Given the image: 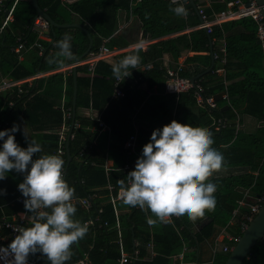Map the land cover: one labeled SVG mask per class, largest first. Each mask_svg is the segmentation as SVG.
Here are the masks:
<instances>
[{
    "label": "trees",
    "instance_id": "obj_1",
    "mask_svg": "<svg viewBox=\"0 0 264 264\" xmlns=\"http://www.w3.org/2000/svg\"><path fill=\"white\" fill-rule=\"evenodd\" d=\"M12 1L4 0V3L9 7ZM115 1L82 0L68 4L61 0H38L40 7L57 23L72 22L76 12L92 21L90 31L95 29L94 33H100L102 36H110L115 27L105 24L106 20L91 19L85 11V6L93 2L90 16L94 9L104 5L114 4L115 9L131 7L133 13L138 15L142 23V39L150 41L145 50H139L140 62L137 68L132 69L131 75L119 83V87L125 93L124 97L111 99L116 78L113 77L111 71L113 63L107 60L97 63L93 78L90 76L77 78L76 119L81 126L73 129L75 137L69 145L72 159L67 164L66 155L64 161L65 180L74 188V199L78 200L94 193L101 196L91 200L92 207L89 210L84 209L79 202L73 199L76 208L74 218L85 223L98 214L100 219L93 225H87V233L72 245V256L65 264H73L86 254L91 264H120L121 254L117 241V230L114 227L113 205L104 195L108 193L106 189L108 181L114 185L115 189L120 187L121 180L126 181L128 172L118 170V168L136 158V154H127L123 148L127 138L137 132L136 150L137 154H141L142 146L149 142L152 130L162 127L173 119L189 128H205L211 124L213 118L226 117L229 120L227 127L221 131H211L214 140L212 147L222 152L224 167L237 168L238 171L227 176L215 175L208 178L217 185L214 193L216 197L214 210H205V214L195 221L189 220L187 217H174L171 221H166L167 226L160 224L149 226L146 223V217L152 216V213L148 209L142 211L138 206L123 204L121 199L116 201V206L120 209L119 217L125 250L133 252L134 240L138 241V247L135 248L139 251L140 259L132 264H181L179 260L174 261L171 256L183 252L184 247L191 250L184 254L183 264H196L194 263L196 250L198 248L204 250L208 246V241L211 242L217 235L219 228L227 225L238 199L242 196V191L250 189L253 194L264 196V164L261 165L259 162V159H264V58L261 46L257 42L256 24L252 18L246 17L233 20L225 25H215L212 33L201 29L197 32L198 41L195 42L191 34L188 33L170 35L183 31L187 26L185 21L187 18H193L198 22L199 15L196 7L204 5L199 3V0H191L185 7L188 10L186 17L177 16L171 11V8L175 7L171 0H117V3ZM230 1L215 0L214 5L205 6V12L212 15L214 12L224 10ZM2 16L1 13L0 20ZM35 17L36 11L31 0H20L17 3L14 20L0 34V76L8 75L14 79H24L40 71L61 67L65 62L63 58H60L63 60L62 63H49V59L56 56L58 52L56 41L61 39L64 34H69L72 37V51L75 57L83 54L87 49L90 39L83 28L60 26L51 31L55 45L42 41L45 47L43 55H39L37 50H33L28 57L20 61L18 54L12 51V47L19 36H22L27 44L37 38V33L31 28ZM234 24H242L247 33L237 39L231 36L225 37L228 26ZM72 29L75 31L71 32ZM222 40L226 43L228 58L226 79L232 80V82L227 86L220 82L207 87L216 79L218 81L220 79L214 72L219 66L218 61H215L216 65L212 71L196 80V84L204 88L202 92L204 97L223 92L226 88L229 99L217 101L219 108L210 109L209 106H199L195 96V87L178 95L165 91L167 79V66L163 61L165 54H170L177 61L188 50L199 51L202 45L206 46L207 51L211 50L210 46L212 45L213 52H217ZM214 42H217L218 45H215ZM95 43L92 50L97 49L100 43L97 36H95ZM116 44L115 40L108 42L109 47ZM52 46L54 49L49 52ZM133 51L135 49L116 55L115 62ZM233 58L241 62V66L236 71H232L231 67ZM212 60L211 52L188 55L184 60L185 66L180 74L191 78L208 68ZM148 63L153 64L152 68L143 69V66ZM77 70L88 73L87 66L78 67ZM67 81L69 105H72L73 75L70 74ZM64 83L62 73L51 75L45 83L42 95L58 100L62 95ZM143 84H147V86L142 87ZM40 86H43V82ZM36 91L33 88L27 93L18 94L16 90L9 100L13 101L16 109H24L28 122L36 130L46 128L45 121L51 122L52 131L43 133L42 137V145L45 149L41 153L35 154L39 156L51 154L57 147V131L54 129L62 121V112L54 102L48 101L35 93ZM33 93L37 96L24 108L23 102L27 95H33ZM3 95L5 94L0 93V124L8 122L7 128H10L12 126L9 114L11 106L5 107L2 111V104L7 98ZM226 101H229L231 106L229 109L223 110V103ZM90 104L101 111L103 120L111 125L110 136L106 132L98 134L97 130H92L93 127H97V122L81 113V108L88 107ZM39 106H43L46 110H38ZM233 110L251 115L261 124L254 132L243 130L236 132L234 121L236 113H233ZM48 114L49 118H47ZM14 135L16 142L21 147H27L29 141L22 133L17 131ZM82 149L84 152L80 155ZM106 157L113 160L114 166V170L108 173L104 168ZM16 174L20 178H16ZM22 180L23 174L15 171L11 176L8 173L5 179L0 180V188L6 189L4 194L0 195V219L2 217L10 219L14 214L26 211L24 204L18 201L21 193L17 185ZM100 208L103 209L102 213H99ZM105 220L109 221L108 227L100 225ZM31 224L32 222L28 227ZM237 234H239V230ZM150 241L153 242V249L157 253L153 257L150 256L147 248V243ZM228 255L229 253H219L211 264H224ZM28 261L27 264H48L46 257L39 252L30 254ZM243 264H264V238L256 244L249 258Z\"/></svg>",
    "mask_w": 264,
    "mask_h": 264
},
{
    "label": "clouds",
    "instance_id": "obj_2",
    "mask_svg": "<svg viewBox=\"0 0 264 264\" xmlns=\"http://www.w3.org/2000/svg\"><path fill=\"white\" fill-rule=\"evenodd\" d=\"M171 11L187 16L184 3L171 0ZM72 37L64 34L56 41L58 52L49 63L74 59ZM135 51L123 56L111 66L113 77L131 75L140 62L143 41L133 45ZM18 126L0 130V180L10 170L23 174L17 185L24 208L32 224L20 230L7 246L0 245V264H27L28 256L39 252L48 264H65L72 256V245L88 231L86 223L75 219L74 188L63 177L64 159L58 154H42L35 140L21 147L14 134ZM214 144L213 134L203 128H189L173 119L152 130L149 142L142 146L134 169L120 181L119 197L123 204L148 209L149 226L172 217L195 221L212 211L216 205L217 185L208 178L224 166V156ZM5 189L0 188V195ZM155 218H152V217Z\"/></svg>",
    "mask_w": 264,
    "mask_h": 264
},
{
    "label": "built area",
    "instance_id": "obj_3",
    "mask_svg": "<svg viewBox=\"0 0 264 264\" xmlns=\"http://www.w3.org/2000/svg\"><path fill=\"white\" fill-rule=\"evenodd\" d=\"M20 0H13L12 4L7 7L4 3V0H0V14L3 16L0 20V34L3 30L8 27V25L14 20V11L16 9V5ZM191 0H177V3H184L186 7ZM206 1V0H199ZM197 13L200 18L199 28L205 29L208 33H212L213 27L215 25H221L226 21L239 20L242 18L250 17L254 20L256 24V36L259 41V44L262 49L263 57H264V16L261 12V6L256 2V0H231L227 3V6L224 10L219 12H214L212 15H208L205 12V5H197L196 7ZM32 30L37 33V38L30 44H27L22 36L17 37L15 41V45L12 47V51L18 54L19 59L24 56V54L31 50L36 49L39 55H43L45 47L44 41H51V25L50 22L44 18L42 15H36L32 22ZM43 41V42H42ZM118 51L110 48L107 43L102 44L98 49L91 50L85 57L81 60H76L73 63L56 69L58 72L69 73L73 69H76L81 66L88 67V75L93 77L95 75V68L99 61L107 60L116 54ZM213 59L218 61L219 66L214 70L215 73L221 74L223 77L226 72V64H227V49L226 43L222 40L221 46L217 52H213ZM153 64L148 63L143 66V69L148 70L152 68ZM185 63L179 62L174 67L167 66V79L165 82V91L167 93H175L180 94L182 92H187L191 88L195 87V96L197 100V104L201 107L209 106L210 109L219 108L217 105V100L214 95L204 97L203 86L195 85L192 83L191 79L180 74L181 70L184 68ZM44 73L38 72L26 79H14L9 76H4L0 79V91L3 90H17L18 94H21L25 91H28L23 88L24 84L28 86L33 85V81L39 79L43 76ZM123 80L116 79L115 81V89L112 95V99H119L125 96L124 91L119 87V83ZM137 82V81H135ZM223 99H229V96L226 92L222 94ZM60 109L62 111V122L57 131V147L52 151L51 154L60 155L64 161L66 160L67 150L66 144L67 142H71L75 134L73 133V129L80 128V122L76 119V115H74L73 106L69 105V102L66 99V89H64V94L60 99ZM87 116L97 122V127H93L92 130H97L98 134L106 132L109 136L111 134L112 128L111 125L105 122L102 118V112L93 109L90 105L88 108ZM235 111V110H234ZM236 113V112H235ZM229 120L226 117H218L213 118L211 124L203 129H207L210 131H221L223 128L227 127ZM8 127V122H4L0 124V130L6 129ZM240 130V125L236 124V132ZM137 132L132 134L124 143V150L127 154H137ZM84 152V149L80 151V155ZM137 158L132 162H127L123 167L118 168V170H123L125 172H129L132 168H134L135 162ZM104 168L106 173L111 170H114L113 160L106 157ZM66 169L64 167L63 177L65 179ZM106 189L108 193L104 195L109 199V202L113 205L114 215L116 219V223L114 227L117 230V241L120 247V264H132L134 261L139 260V251L135 247H138L137 240H134V250L133 252H128L125 250L123 245V235H122V227L120 222V209L116 206V201L120 199L118 193L119 188L115 189L114 185H112L109 181L106 185ZM101 197L99 194L94 193L90 196L74 199V201L79 202L80 205L83 206L86 210L91 209L92 204L91 200ZM24 197L20 195L18 197V201L23 203ZM264 203V196L260 195L258 197L252 196L251 192L247 189L244 190L243 196L238 199L237 205L232 212V220H236L235 224H237V230H239V234L236 235H228L229 241L231 245H224L220 248V238L224 234H226V229L223 232L222 230L214 237V239L210 242V247L213 253H217L222 251L224 253H230L233 246L238 241L242 232L247 228L249 222L254 218V216L258 213L261 206ZM103 209H99V213H102ZM174 217L170 218L168 221H171ZM100 217L97 214L95 217L89 219L85 223L87 225H93L96 221H99ZM32 222V217L30 213L27 211H20L14 214L10 219L6 217H2L0 219V245L7 246L10 241L14 238V236L23 228L28 227V225ZM101 226H109L108 220H105L100 224ZM6 232V233H5ZM147 248L149 250L150 256L153 257L157 253L154 251V244L152 241L147 243ZM187 250L186 247L183 249ZM183 257V252L177 255L171 256V258L176 261L179 258ZM29 262V261H27ZM34 264V263H32ZM73 264H91V261L86 254L83 258L74 262Z\"/></svg>",
    "mask_w": 264,
    "mask_h": 264
},
{
    "label": "crops",
    "instance_id": "obj_4",
    "mask_svg": "<svg viewBox=\"0 0 264 264\" xmlns=\"http://www.w3.org/2000/svg\"><path fill=\"white\" fill-rule=\"evenodd\" d=\"M61 1L65 2V3H68V4H72V3L81 2L82 0H61ZM220 1H222V0H220ZM214 2H215V0L199 1V3H203L207 7H210V6L214 5ZM92 3L93 2H91V3H89V4H87L85 6V11L88 13V16L91 19L97 18V19H100V20H102V19L106 20L107 22L105 24L113 25L115 27V30L110 34V36H102V35H100V33L99 34L94 33L95 29L91 30L92 31L91 32V36H92V39H93V46L96 45L95 36L99 37L100 43L97 46L98 48L104 43H107V45H108V42L110 43L111 41H114V40L117 42L116 45H114L113 47L112 46H110V47L112 49H114L115 51H118V52L116 54H114L112 57H110L109 59H107L108 62L114 63L115 60H116L115 59L116 55H118V54H120L122 52H125L127 50L134 49L133 45L135 43H137L138 41H143V48L142 49L145 50L147 48V46L150 43V41L142 39V23H141L138 15L133 13V10H132L131 7L128 8V9H123V8L115 9L114 4L113 5H111V4L110 5H104L102 7H98L96 9H94L92 14H91V16H90L89 14L91 12L90 11L91 10V6H93ZM115 3H117V0L115 1ZM184 17H186V16H184ZM185 21L187 23L186 28L183 31H181V32L173 33L170 36H176V35H178L180 33H188V34H191V36H192V38H193V40L195 42L198 41L197 32H198V30H201V28H199V23H200L199 16H198V22L195 19H193V18H190V19L187 18V20H185ZM234 21H236V20H234ZM230 22L231 21H226V22H224L221 25H225L226 23H230ZM70 23H77V24H80L82 26L87 25L90 28V25L92 24V21L89 18H84L80 14L75 12L74 15H73V20ZM221 25H219V26H221ZM69 27L77 28L75 26H69ZM79 28H81V27H79ZM90 29H92V28H90ZM51 31H52V29H51ZM74 31H75L74 29L71 30V32H74ZM245 33H247V30L245 29V27L242 24H234L233 26H230V25L228 26V30L225 31V37L231 36V37H234V39H237L238 37H241V36L245 35ZM44 42H50V43L55 45L54 36H52V40L51 41H44ZM257 42H258V39H257ZM89 43H90V40H89ZM214 44L218 45L217 42H214ZM53 46L51 47L49 52L53 51V49H54ZM88 47H89V44H88ZM205 47L206 46L202 45L200 47L199 51H189L188 50L186 53H184V55L179 57V59L177 61H175L170 54H165L164 55V59H163L164 65L170 66V67L173 66V65L175 66L179 62H183L188 55L192 56V55L197 54V53H199V54H207L208 52H211V50L207 51L205 49ZM211 48L213 49L212 45L210 46V49ZM33 50H36V49H31V50L27 51L24 54V56L21 58V60L19 59V57H18V59L20 61H23V59L28 57L30 52H32ZM91 50H92V48H91ZM81 55H78L76 57L74 56V59H72V60H64L65 62L63 63V65L61 67H65V66L73 63ZM227 61H228V58H227ZM215 65H216V62H215ZM240 66H241V62L238 59H236V58L231 59L232 71H236ZM61 67H59V68H61ZM56 69H58V68H56ZM56 69L55 68H51V69H48V70L40 71V72L44 73L43 76L41 78H39V79L34 80L32 86H28L27 84H24L23 88L28 90V91L30 89L35 88V90H37L35 93H38L39 95H41L42 97H44L48 101L54 102L56 107L60 109V99H61L62 95L64 94V89H66V99H67V101L69 102V100H70L69 99V95H68V88L69 87L67 85V83H68L67 79H68L69 75L70 74L73 75V86L71 87L72 88L71 89V100H73L75 87H76V98H77V78H79V77H87L89 75H88L87 72L85 73L84 71H78L77 68L75 69V71L73 69L69 73L68 72L67 73L58 72V71H56ZM57 73H62L63 74L64 82H65L63 84L62 95H61V97L58 100L57 99L48 98L46 95H42L44 93L43 91H44V88H45V83H47L48 77H50L51 75L57 74ZM226 74H227V70L225 72V76L224 77L221 74H218V77H220L219 81L216 79L211 84H208L207 87L217 85L220 82H222L224 85L227 86V84L232 82V80L228 81L226 79ZM2 77H4V76H0V79ZM9 77H11V76H9ZM29 77H31V76H29ZM29 77H27V78H29ZM93 77H91V78H93ZM11 78H13V77H11ZM240 78H242V77H240ZM24 79H26V78H24ZM66 81H67V83H66ZM42 82H43V86H40V84ZM146 86H147V84H143L142 85V87H146ZM28 91H25V93H27ZM15 92H16V90H13V91H9V90L0 91V93H4L5 94L3 96L7 97L6 100H4V102L2 104V111L5 109V107L11 106L9 114H10V119H11L12 125H13V123H15L18 126V132L22 133L29 142H30V140H35L37 143H39L41 145L42 150L45 149V147L42 145V142H43V138L42 137H43V133H45V132L49 133V132L52 131L51 122L45 121L46 128H44L42 130H36L34 127H32L30 125V123L28 122L27 118H26L24 109H21V110L16 109V107L13 104V101H11V99L9 100V98H11L13 96L12 94H14ZM224 92H226L228 94L226 88H225V91H223V93ZM35 93H33V95L32 94L27 95L26 100L23 102V107L24 108L27 106V103L31 102L34 99V97L37 96V95H34ZM221 93L222 92L216 93L214 95L215 98H216V95L221 94ZM222 99L223 98H221V99H217L216 98L217 101H221ZM91 102H92V100H91ZM90 105L93 107L92 104H90ZM227 105H230L229 101H226L225 103H223V107L222 108L227 110L226 109ZM89 106L85 107V108L84 107L81 108L80 111H81V113L83 115L87 116V114H88L87 110H88ZM230 106H229V108H230ZM38 108H39L38 110H42V109L46 110V108H43V106H39ZM93 109H95V108L93 107ZM95 110H97V109H95ZM97 111H99V110H97ZM235 112H236V116L234 118V121H235L236 124L238 123L240 125V130H243V131H246V132H254L258 128V126L261 124L260 122L257 121V119H255L251 115H248V114H245V113H241L238 110H235V111L233 110V113H235ZM47 118H49V114H48ZM47 118H46V120H47ZM60 125H61V123L58 125V127L56 129H54V131H58ZM14 137H15V135H14ZM139 156H140V154H138V156L136 155V158H138ZM259 162H260L261 165H263L264 164V159H259ZM237 171H238L237 168H231L229 166L228 167H224L223 166L220 170L214 172L211 177H213L215 175L227 176V175H229L231 173H237ZM13 172L14 171H12V170L9 171L10 176L13 174ZM16 178H20V176L16 174ZM3 189H5V188H3ZM248 190L250 191V189H248ZM5 191H6V189H5ZM243 191H242V196H243ZM251 194L254 197L260 196V195H255L252 192H251ZM96 222H98V221H96ZM235 222H236V220L233 221L232 220V216H231V219L229 220L227 225H225L224 227L219 228L220 230L216 233V234H218L221 230L224 232L225 229H226V234H224L220 238V243H219L220 248H222L226 244L231 245V242L229 241L228 235H236L237 234L238 230H237V224H235ZM115 223H116V219H115ZM228 229H231L232 231L230 232ZM189 250H191V249H187L185 251L183 250V257L177 259L176 261L179 260L181 262V264H183L184 263V261H183L184 260V254L188 253ZM221 252L222 251H219L217 253H213V251H212V249L210 247V240H209L208 241V246L206 248H204V250H200L199 248L196 250V259H195L194 263H196V264L210 263L211 264L215 260L216 256L219 253H221ZM178 254H180V253H178ZM175 255H177V254H175Z\"/></svg>",
    "mask_w": 264,
    "mask_h": 264
},
{
    "label": "water",
    "instance_id": "obj_5",
    "mask_svg": "<svg viewBox=\"0 0 264 264\" xmlns=\"http://www.w3.org/2000/svg\"><path fill=\"white\" fill-rule=\"evenodd\" d=\"M256 2L261 6V12H262V15L264 16V0H256ZM31 3L33 4V6L35 8L36 15H42L44 18H46L50 22L52 31L56 27H60V26L61 27L75 26V27L83 28L88 33V36L90 39L89 47L81 56L78 57L77 61L81 60L83 57H85L91 51V48L93 46V39L91 36V31H90L88 26H86V25L82 26V25L77 24V23L59 24L56 21H54L52 19V17L44 9H42L40 7L38 0H31ZM193 5H194V3H193ZM211 55H213V49L212 48H211ZM214 66H215V60L213 59L211 65L208 68H206L204 71H202L199 74L190 78L192 83L195 85L196 80L203 77L204 75L208 74L210 71H212ZM74 71H75V69H74ZM222 94L223 93L216 95V98L221 99ZM72 105H73L74 115H76V87L74 89V96H73V100H72ZM229 106L230 105H227L226 109H228ZM223 110H225V109H223ZM69 145H70V143L67 142V144H66L67 164L72 159V155L70 152ZM134 237H135V235L133 233V238ZM263 238H264V203L261 206L258 213L249 222L247 228L242 232L238 241L236 242V244L233 246L232 250L230 251V253L227 257V260L225 261L224 264H243L244 261L247 258H249L250 254H251L253 248L256 246V244Z\"/></svg>",
    "mask_w": 264,
    "mask_h": 264
},
{
    "label": "rangeland",
    "instance_id": "obj_6",
    "mask_svg": "<svg viewBox=\"0 0 264 264\" xmlns=\"http://www.w3.org/2000/svg\"><path fill=\"white\" fill-rule=\"evenodd\" d=\"M223 93V92H222Z\"/></svg>",
    "mask_w": 264,
    "mask_h": 264
}]
</instances>
